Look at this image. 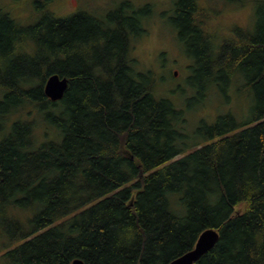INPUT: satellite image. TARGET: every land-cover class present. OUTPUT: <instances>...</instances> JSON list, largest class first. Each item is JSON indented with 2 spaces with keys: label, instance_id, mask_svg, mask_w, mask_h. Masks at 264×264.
Returning <instances> with one entry per match:
<instances>
[{
  "label": "trees",
  "instance_id": "1",
  "mask_svg": "<svg viewBox=\"0 0 264 264\" xmlns=\"http://www.w3.org/2000/svg\"><path fill=\"white\" fill-rule=\"evenodd\" d=\"M82 13L0 19V264H169L207 229L218 240L195 264H264V0L231 37L200 0H174L187 109L238 84L252 96L250 121L226 113L192 133L130 56L150 7ZM53 74L68 79L57 102L43 94ZM34 115L58 141H34Z\"/></svg>",
  "mask_w": 264,
  "mask_h": 264
},
{
  "label": "rangeland",
  "instance_id": "2",
  "mask_svg": "<svg viewBox=\"0 0 264 264\" xmlns=\"http://www.w3.org/2000/svg\"><path fill=\"white\" fill-rule=\"evenodd\" d=\"M125 1L134 9L150 7L151 16L144 25L146 34L133 40L130 56L135 61L137 71L149 70L157 76V98H170L177 107L187 110L188 133H192L200 121L213 124L217 115L226 113L233 114L240 124L251 120L252 96L239 92V84L229 86L225 93L209 91L202 106L194 107L191 111L187 109L191 95L187 79L190 76L189 67L192 61L184 53L183 46L177 42L175 32L168 22L174 0H0V19L8 15L21 24V27L26 28L40 23L45 17L50 20L71 18L81 12L104 16L116 10ZM260 1L262 0H200L210 15L209 24L215 25V28L227 37H231L238 29L244 31L254 26L255 11ZM46 25L38 32H33L32 37H46ZM22 38L27 39V35ZM41 53L40 58L43 59L46 52L43 49ZM13 56L12 62L19 58L18 55ZM20 61H23V57L16 62ZM174 72L177 73L176 76L173 75ZM16 116L17 114L14 115ZM31 122L37 130L34 136L36 143L59 140L54 130H43L45 123L39 115L32 116ZM193 142L195 143V140L190 136L187 140L189 148Z\"/></svg>",
  "mask_w": 264,
  "mask_h": 264
},
{
  "label": "water",
  "instance_id": "3",
  "mask_svg": "<svg viewBox=\"0 0 264 264\" xmlns=\"http://www.w3.org/2000/svg\"><path fill=\"white\" fill-rule=\"evenodd\" d=\"M174 72V76H176ZM68 86V79L56 74L50 75L43 84V94L51 102L60 101ZM218 232L214 229L203 231L197 238L192 250L181 255L169 264H195L204 254L210 251L218 240ZM70 264H84L80 259H74Z\"/></svg>",
  "mask_w": 264,
  "mask_h": 264
}]
</instances>
